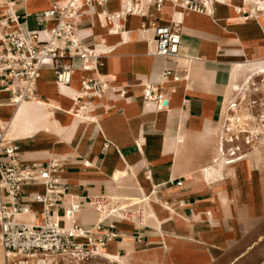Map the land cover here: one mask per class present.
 I'll list each match as a JSON object with an SVG mask.
<instances>
[{
  "label": "crops",
  "instance_id": "1",
  "mask_svg": "<svg viewBox=\"0 0 264 264\" xmlns=\"http://www.w3.org/2000/svg\"><path fill=\"white\" fill-rule=\"evenodd\" d=\"M11 1L22 29L41 33L53 23L39 24L37 15L67 0ZM129 2L83 9L79 38L103 57L92 72L74 61L69 88L58 86L46 67L37 99L16 108L10 89L0 85V126L5 130L11 120L19 125L13 138L5 133L26 161H61L60 178L70 196L85 203L79 217L85 228L99 218L89 198L142 203L149 215L143 226L118 218L105 222L118 238L103 252L137 264H264V153L262 161L252 155L231 167L229 176L225 167L222 178L206 175L223 167L212 165L223 102L246 72L264 66V17L245 20L243 0L216 4L213 15L181 10L171 0L159 11L153 0H142L144 15L107 19ZM3 11L0 7V15ZM172 23L181 24V55L192 59L191 65L153 55L152 25ZM115 26L119 34H112ZM166 69L180 79L163 82ZM84 79L103 82L109 90L101 98L78 100ZM148 83L167 99L164 109L145 101ZM81 107L87 109L85 120L77 114ZM25 190L43 192L38 186ZM40 210L32 206L33 223ZM0 264H5L1 248Z\"/></svg>",
  "mask_w": 264,
  "mask_h": 264
},
{
  "label": "built area",
  "instance_id": "2",
  "mask_svg": "<svg viewBox=\"0 0 264 264\" xmlns=\"http://www.w3.org/2000/svg\"><path fill=\"white\" fill-rule=\"evenodd\" d=\"M109 1L67 0L63 7L53 5L36 17L39 24L52 22V26L35 33L22 29L14 1L0 0V7L4 9L0 15V85L10 89L13 106L17 108L23 102L37 99L38 78L46 67L53 69L57 85L66 88L70 87L75 72L74 61H81L85 72L96 70L103 54L84 46L77 23L85 7L95 4L103 7ZM141 1L130 0L123 11L109 15L107 19L112 21L144 15V9L139 5ZM165 1L153 0L159 11ZM171 1L191 12L210 15H213L216 4L226 2ZM243 3L248 7L240 9L245 20L264 17V0H243ZM179 25H152L153 37L149 44L154 47V56L177 65L180 60L191 65L192 59L181 55ZM65 61L68 64H63ZM170 78L174 81L180 79L174 70L166 69L162 75L163 82ZM108 90V85L103 82L84 79L77 99L101 98ZM144 99L153 102L158 110L164 109L168 102L151 83L144 87ZM86 111L81 107L77 114L82 112L88 118ZM216 137L213 166L231 168L249 160L252 155L264 153V68L248 71L225 99ZM61 167L58 158L43 164L26 161L15 142L8 140L0 129V248L5 264H86L99 257L100 252L118 238L113 231L114 226H106L108 219L145 224L143 209H139L142 203L100 196L87 199L99 218L93 228H85L79 222L85 203L70 196V187L60 178ZM176 185L181 186L182 183ZM27 186L42 187L43 192H28L25 190ZM124 203L127 205L121 208ZM33 205H39L41 210L35 213L36 221L29 224L22 217L33 213Z\"/></svg>",
  "mask_w": 264,
  "mask_h": 264
},
{
  "label": "bare ground",
  "instance_id": "3",
  "mask_svg": "<svg viewBox=\"0 0 264 264\" xmlns=\"http://www.w3.org/2000/svg\"><path fill=\"white\" fill-rule=\"evenodd\" d=\"M129 1V0H128ZM130 3V2H129ZM177 8H180L181 10L183 9V8H181V7H179V6H176ZM182 14V13H181ZM105 17V16H104ZM127 17V16H126ZM124 19V18H123ZM182 19V18H181ZM177 20V19H176ZM253 21V20H252ZM181 25V24H180ZM107 26V25H106ZM108 26H109V24H108ZM118 26H115V29H112L111 30V32H112V34H119V32H118ZM130 32V31H129ZM124 38H125V40H127V37H125V35H124ZM151 40V39H150ZM149 46V45H148ZM153 48V47H152ZM152 56V55H151ZM259 68H264V66H262V67H259ZM235 70V69H234ZM234 70H233V74H234ZM89 74V73H88ZM95 74V73H94ZM234 87V86H233ZM62 89L63 90H65L66 89V87H62ZM35 101V100H34ZM32 102V101H31ZM23 103H27V102H23ZM23 103H21V104H19L18 105V107L19 106H22V104ZM33 104V103H32ZM28 107V106H27ZM29 107H30V105H29ZM34 111V110H33ZM18 113V112H17ZM16 113V114H17ZM70 113V112H69ZM73 115V114H72ZM81 115H83L82 113H81ZM16 116V115H15ZM28 117V116H27ZM19 118V117H18ZM20 119V118H19ZM86 118H85V116H84V120H85ZM23 120V119H22ZM25 121V120H24ZM2 124H4L5 125V123H2ZM8 124V126H7V128L5 129V130H7V134H8V136L10 137V138H13L14 137V133H16L17 131H20V127H19V125L17 124V123H15V122H13V120H11L9 123H7ZM30 125V124H29ZM0 129H2L3 131H4V134H5V136L7 135L6 133H5V130L0 126ZM8 136H6V138L8 137ZM208 169V168H207ZM206 175H207V177H208V179H210V178H212V179H217V178H222V177H224V175H225V168L224 167H220V168H212L211 170H209L208 169V171L206 172ZM141 203V202H140ZM127 204L126 203H124V205H122L121 206V208H125L124 206H126ZM143 209V212H144V216H145V218H146V222L145 223H147V220L149 219V215L146 213V210L144 209V207H142L141 205L139 206V209ZM22 219L23 220H25L27 223H29V224H33V220H34V215H33V213L32 214H28V216L26 215V217H22ZM68 223V225H70V221H68L67 222ZM104 251V250H103ZM103 251H101L100 252V256L101 255H103L104 256V258L105 259H107V260H109V261H112L113 263H115V264H124V263H122L121 262V260L117 257V256H114V255H112V254H109L107 251L106 252H104L103 253ZM130 264H137L135 261H131L130 260ZM143 264H146V263H143Z\"/></svg>",
  "mask_w": 264,
  "mask_h": 264
},
{
  "label": "rangeland",
  "instance_id": "4",
  "mask_svg": "<svg viewBox=\"0 0 264 264\" xmlns=\"http://www.w3.org/2000/svg\"><path fill=\"white\" fill-rule=\"evenodd\" d=\"M235 69V67H234ZM247 73V72H246ZM256 159L258 161H262L263 160V156L261 154H256ZM231 173V170L230 168H227V175L229 176ZM35 210L39 209V207H34ZM104 253V252H103ZM120 259L125 263V264H130V260L126 259V258H121ZM86 264H115L113 263L112 261H109L105 258H101V257H96V258H93L91 259L88 263Z\"/></svg>",
  "mask_w": 264,
  "mask_h": 264
}]
</instances>
